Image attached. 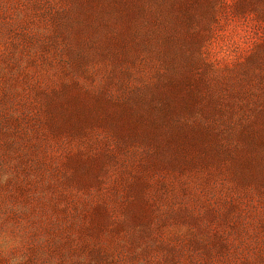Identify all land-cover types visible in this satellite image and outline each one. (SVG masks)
Wrapping results in <instances>:
<instances>
[{
	"label": "rangeland",
	"instance_id": "1",
	"mask_svg": "<svg viewBox=\"0 0 264 264\" xmlns=\"http://www.w3.org/2000/svg\"><path fill=\"white\" fill-rule=\"evenodd\" d=\"M0 264H264V0H0Z\"/></svg>",
	"mask_w": 264,
	"mask_h": 264
},
{
	"label": "trees",
	"instance_id": "2",
	"mask_svg": "<svg viewBox=\"0 0 264 264\" xmlns=\"http://www.w3.org/2000/svg\"><path fill=\"white\" fill-rule=\"evenodd\" d=\"M87 3L92 6V4H102V0H86Z\"/></svg>",
	"mask_w": 264,
	"mask_h": 264
}]
</instances>
